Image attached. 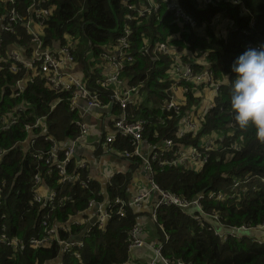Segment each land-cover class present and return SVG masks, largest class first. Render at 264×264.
I'll list each match as a JSON object with an SVG mask.
<instances>
[{
  "label": "trees",
  "instance_id": "16d2710c",
  "mask_svg": "<svg viewBox=\"0 0 264 264\" xmlns=\"http://www.w3.org/2000/svg\"><path fill=\"white\" fill-rule=\"evenodd\" d=\"M30 1L14 0L13 6L21 16H33L34 19L35 14L27 12ZM40 1L44 7L52 9L42 30L43 46L54 48L57 43H72L78 62L86 64L89 54L95 61L100 59L104 51L114 47L126 29L130 31L127 52L132 60L130 64H124L121 76L128 80L130 86L138 87L136 100L143 99L140 104L130 105L128 112L131 119L147 120L143 132L145 140L156 144L171 139L177 145L200 148L206 136L215 133L223 136L222 140L215 139L214 148L200 170L183 165L160 167L156 161L152 162L153 180L160 189L187 200L203 192L206 195L209 191L234 194L224 200L204 196L200 201L202 210L206 214L217 213L225 227H256L264 223V52L252 51L245 61L240 59L246 43L259 41L264 45V0H240V4L216 0L213 5L205 4L203 0H177L195 25H180L174 21L173 13L166 5L158 12L140 18L128 9L129 3L139 5L146 0ZM217 12L233 21L237 30H228L225 34L216 31L211 20ZM5 13L3 5H0V16ZM251 20L256 23L252 28ZM15 28V33L0 31L3 41L18 38L20 43L27 42L30 36L23 25L18 23ZM244 30L247 34L243 33ZM157 42H167L178 51L196 53L197 57L199 52L206 53L204 60L212 68L214 79L223 81L214 97V105L204 111L196 132L176 135L180 119L197 106L199 98L186 93L184 101H178V112L166 110L164 100L171 94L168 88L172 83L169 71L176 61L167 53H154ZM142 46L145 47L140 50ZM182 61L192 62L188 57H182ZM238 63L239 71L234 68ZM89 68H84L86 84L104 96L106 90L97 83L100 75L96 71L90 72ZM193 69L199 71L200 66L193 65ZM17 76L8 69L0 73V114L17 105H27L15 114L17 122L10 129H0V228L5 225L9 235L26 240L41 234L40 222L46 212L50 211V223L66 225L70 217L88 208L99 187L95 182L89 188H83L77 182L62 184L55 172L47 174L46 166L30 155L36 149L48 148L49 143L41 137L36 145H30L27 154L24 153L21 147L27 134L24 125L32 123L40 115H48L54 138L67 136L73 139L79 130L72 123L77 116L67 108V94L49 89L40 77H36L20 94L10 96L9 85ZM245 83H254V98L249 104L242 100ZM182 85L188 90L192 86ZM59 97L61 103L48 111L49 104ZM233 144H238L239 149H233ZM116 145L123 150L130 149L126 139L118 140ZM129 161L142 162L140 158ZM37 170L59 192L58 197H67L63 205L46 204L41 207L40 203L32 202L33 174ZM234 177L252 180L232 189ZM129 181V174H115L106 188L110 199L126 200ZM243 187L248 190L242 191ZM116 211V206L108 209L110 216L102 227L98 224L90 227L88 235L82 238L80 258L63 253L62 264H128L129 231L136 224L135 213L128 205L124 207V216L120 217ZM195 214L175 205L157 208L156 225L162 242L160 253L170 264L177 261L190 264H264V243L254 242L253 235H249L251 232H244L239 237L226 235L221 238L215 234V224L210 219L203 217L199 224ZM81 228L82 225H70L66 232L59 230V239H68ZM59 250L57 241L24 251L0 246V264H45L53 260Z\"/></svg>",
  "mask_w": 264,
  "mask_h": 264
},
{
  "label": "built area",
  "instance_id": "2783aa9c",
  "mask_svg": "<svg viewBox=\"0 0 264 264\" xmlns=\"http://www.w3.org/2000/svg\"><path fill=\"white\" fill-rule=\"evenodd\" d=\"M130 1V0H127ZM205 4H214L216 0H203ZM234 4H240V0H228ZM43 1L31 0L27 7V12L30 14L33 12L32 18H27L26 16H21L17 13L15 7L13 6L14 0H0V5H3L6 13L1 15L2 25L0 27L2 32H13V26L16 24L25 25L27 31L31 34V41L34 47L31 51V56L29 59H25L20 55L18 51H11L8 57L3 55V39L0 35V73L4 69H8L10 72L18 74L28 73V77L25 82L22 83L17 81L16 83V95L20 94L28 83L34 82L36 77H40L45 85L55 92H63L67 94V100L69 104L73 107V103L77 99H84L88 106L93 108H103L108 104H114L120 107V115L113 121L114 134L107 135L105 138L106 143H112L118 138L126 139L129 143L130 149H124L122 154L131 158H140L142 160V165L149 174L148 182L149 186L147 190L139 189L137 195L134 196L130 202L132 206L138 207L141 201L147 197L149 193H157L158 200L152 207V219L156 220V210L160 205H175L183 211L190 210L191 213L195 214V219L201 224L202 218L206 217L210 219L215 225V234L219 235L221 238H225L226 235L231 236H241L244 232H257L264 231V223L256 227H225L221 222L219 215L215 212L211 214H206L202 210L201 199L206 196L208 199L224 200L225 198H231L234 194L226 195L223 192L209 191L206 195L204 192L198 195L196 198L187 200L181 196L173 194L169 191L160 189L153 180L154 170L152 167V162L156 161L157 165L162 166H179L183 165L185 168H192L193 170H200L202 166L206 163L210 150L214 148L215 139L222 140L223 136H218L214 134L206 136L200 146V148L191 146L177 145L171 139L164 140L157 148L148 153L144 157L140 152V144L143 140V132L147 120L143 118L136 119L135 121L128 120V104L132 99H137V88L136 86H129L123 90H119L123 87L124 78L121 76L122 68L124 64H130L132 58L127 52L128 42L127 38L130 34L128 29L125 30V34L119 36L116 40L114 47H109L106 51L101 54L100 59L108 62L112 65L113 71L97 80V83L106 90V94L101 96L97 90H91L86 82H84L78 76H74L67 68L72 65L75 61L74 51L75 47L72 43H67L60 45L58 48H48L43 46L39 39V34H36L31 30V24L36 23L37 25L44 27L47 18L51 14V8L44 7L42 5ZM163 5H166L168 9L173 13L174 21L178 22L180 25L189 23L195 25L190 14L185 11L177 0H146V2L135 5L133 3L128 4V9L137 15V18L143 17L151 12H158ZM211 25L217 26L221 29V33L225 34L228 30L236 31L237 27L234 22L226 17H223L221 13H216L212 20ZM256 25L254 20L250 21V28ZM247 34V31H243ZM145 46H142V50ZM263 51L264 45L257 41L248 42L244 45V52L241 55V61H245L248 55L252 51ZM154 53H167L170 56H174L175 63L171 66L169 71V77L172 80L171 86L168 88L169 95L168 99L164 100V107L166 110L175 109L179 110L178 101L180 96L185 97L186 95L192 94L194 97L199 98L197 106L193 109L195 110L188 115L182 116L180 119L181 128L176 131V135L180 136L185 132L193 131L199 125L202 119L204 111L211 108L214 105V97L218 94L223 81H216L214 79V72L212 68L205 62L204 58L206 53L199 52L198 56L196 53L192 54L188 51H178L175 47H172L167 42H157L154 46ZM182 57H188L192 60L191 63H185L182 61ZM199 65L200 70H194L193 65ZM237 71L240 70V64L238 63L234 67ZM240 80V78H239ZM28 82V83H27ZM192 84L190 90L182 85ZM109 86L112 88L111 91ZM199 88V89H198ZM254 83H245L242 86V100L244 103L249 104L254 98ZM61 98H57V102H60ZM43 118H37L34 122L24 125L25 132H34L42 125ZM17 122V116L11 115L7 120L0 117V129H10L12 125ZM76 126L79 130L78 136L71 142L72 144L60 152L58 150L59 140L54 138L49 134H42L41 138L44 142H48L49 146L46 149H36L30 153L32 158L42 162L46 166L47 174L55 172L60 183L64 184L67 182H77L83 188H89L91 180L89 177H83L81 173V168H83L82 162L74 163L75 150L79 146V143L85 134L87 133V126L82 122H76ZM37 138H31L29 143L31 146L36 145ZM217 145V144H216ZM177 147V148H176ZM233 149L238 150L239 145L233 144L231 146ZM52 172V173H53ZM44 177L42 176L40 170H37L33 174L34 190L32 202L40 203L41 207L46 204L52 206L63 205L66 196L58 197L59 192L53 190L46 200H43L42 196L37 192V189L42 182ZM249 177L238 178L234 177L232 179L233 185L232 189L238 188L240 184L247 183L251 181ZM264 180V179H263ZM45 181V180H44ZM254 189V187H253ZM248 190L247 187H243L242 191ZM0 203H1V190H0ZM93 200H90L88 207L92 206ZM129 205L125 200L121 198H114L110 200L107 208L116 206V213L122 217L125 214L124 207ZM107 211L103 212L102 215L97 219L98 226H103V222L109 219L110 214ZM50 212V211H49ZM49 212L42 215L40 226L42 227L41 234L39 236L33 235L26 240L15 235H9L7 233V228L2 225L0 228V246L10 247L16 251H24L27 248H38L44 247L51 244L52 241H57L60 245V250L63 253H71L75 258H80L79 249L83 247L82 238L87 233H83L78 240L73 239V234L68 239H59V230L64 232L69 230L70 225L81 226L79 220H74L69 218L66 225H61L59 223L52 224L48 221ZM80 213V212H78ZM77 213V214H78ZM4 216V215H3ZM86 222V219L83 220ZM57 224V225H56ZM95 224V223H94ZM93 224V226H94ZM96 225V224H95ZM141 230L139 226L134 225L129 231V249L139 248L143 245ZM253 241L258 244L264 243V237L252 236ZM167 236H165V239ZM162 242H158L155 247V255L163 264H170L165 258L161 256ZM62 264V261L61 263ZM152 264V263H151ZM174 264H190L177 261Z\"/></svg>",
  "mask_w": 264,
  "mask_h": 264
},
{
  "label": "crops",
  "instance_id": "0c3cea01",
  "mask_svg": "<svg viewBox=\"0 0 264 264\" xmlns=\"http://www.w3.org/2000/svg\"><path fill=\"white\" fill-rule=\"evenodd\" d=\"M198 1L200 2V0ZM2 23H3L2 19L0 18V27ZM15 27L16 25L13 26V32H8V33H15L16 32ZM23 27L30 36L29 40L25 43H20L18 38L6 42L3 41L4 56L8 57L11 51H18L20 55L25 59L30 58L34 44L31 41V34L27 31L26 26L23 25ZM214 29L221 33V29L219 27L214 26ZM31 30L34 31L36 34H39V39L43 44V40L41 37L43 27L37 25L36 23H32ZM60 45H61L60 43H57L55 44L54 48H58ZM92 62L94 63V65L91 66ZM85 66L90 67L89 68L90 72H94V71L98 72L101 78L109 75L113 71V67L111 64H109L108 62L102 59H97L95 61L94 56H92L91 54H89L86 64L82 62H78L75 59L74 63L67 68V71H69L74 76L75 75L78 76L84 82H86L85 70H84ZM17 75L19 76L15 77L13 83L9 85L11 90L10 96L16 95L15 93H16L17 81L24 83L25 79L28 77L29 74L26 72L24 74H17ZM29 84L31 83H28L25 88L29 87L30 86ZM87 86L91 90H93V87L91 85L87 84ZM129 86L130 85L128 83V80L124 79L123 87H120L119 90H123ZM109 89L111 91L112 88L109 87ZM142 100L139 101L136 99H132L129 102L128 107L130 105L136 104L137 102L140 104ZM179 101H184V97L180 96ZM60 103L61 101L57 102V99H55L53 102L49 104L48 111L53 110ZM25 107H27V105L24 104L17 105L13 107L11 111H8L6 113H1L0 117H3L4 120H7L11 115L17 114L18 111L23 110ZM67 108L69 112L74 113L77 116V119L72 122L73 124H75V126H76V122H80V123L82 122L84 125L87 126V133L81 140H79L80 143L75 150V157L73 162L74 163H78V161L82 162L83 168L79 169L81 170L80 174L83 177H89L91 183L95 182L96 184H98L97 186L99 187L98 193L97 195H95V198L93 200L94 201L93 205L88 207L85 211L80 212L73 217H70L71 219L79 220L82 225L81 230L73 234L74 236L73 239L78 240L83 233L88 232V230L90 229L91 226H93L94 223L98 224L97 219L99 218V216L102 215L103 212L107 211L108 209L107 206L111 199L107 193L106 188L111 178L115 174H122V173L129 174L130 181L127 188V199L125 201L129 203L128 206L135 213V218H136L135 225L139 226L141 230L140 237L142 241H144V243L139 248L129 249V257L127 263L128 264H137V263L163 264L158 258H156L155 255L156 254L155 247L158 245V242H161L160 241L161 239L159 236L158 227L156 225V220L152 219V207L158 200V194L154 192L149 193L147 197H145L141 201L138 207L132 206L130 204L132 198L137 195L139 189L147 190L149 186V182H148L149 174L143 167L142 162L138 164H136L135 162L132 163L131 161H129L131 159L125 157L122 154L123 149L118 148L116 143L120 139L124 140L123 138H118V140L112 143H106L105 141L107 135L114 134L115 130L113 126V121L115 120V118H117L120 115V107L114 104H108L103 108H93L88 106L87 102L84 99H77L73 103V107L71 106V103L70 104L68 103ZM193 111L195 112V110H192L191 113ZM47 117H48L47 114H43L36 117L35 120L37 118H43L42 125L40 126L39 129L34 130V132H26L27 133L26 138L24 139V142L21 143L22 150L24 151L25 154H27L30 151L29 141L31 138L38 139L42 136V134H49L55 137L50 132V121L48 120ZM128 120L135 121L136 119L135 118L131 119L130 115H128ZM180 128H181V124L179 123L178 129ZM214 136L215 134L212 137ZM75 138L70 139V137L67 136L63 138L60 137V139L57 138L60 142L58 150L62 152L63 150L68 148L72 144L71 142ZM162 143H164L163 140L158 141L156 144H152L143 138L140 144V152L144 157H146L148 153H150L153 150V148H157ZM53 190H54L53 187H51L49 183L47 181H44L43 179L37 189V192L42 196L43 200H46L48 195L52 193ZM84 219H86V222L83 221ZM107 222L108 219H106L105 222H103V224H106ZM249 235L264 237V231L253 232V234L250 233ZM60 251L61 250H59V253ZM59 253L53 260H50L45 264H60L62 261L61 258L62 255Z\"/></svg>",
  "mask_w": 264,
  "mask_h": 264
},
{
  "label": "water",
  "instance_id": "95a60500",
  "mask_svg": "<svg viewBox=\"0 0 264 264\" xmlns=\"http://www.w3.org/2000/svg\"><path fill=\"white\" fill-rule=\"evenodd\" d=\"M92 221H93V220H92ZM62 253H63V252H62V251H60V253H59V254H61V255H62Z\"/></svg>",
  "mask_w": 264,
  "mask_h": 264
}]
</instances>
